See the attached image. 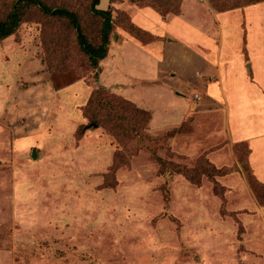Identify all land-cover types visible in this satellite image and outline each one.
I'll list each match as a JSON object with an SVG mask.
<instances>
[{
	"label": "rangeland",
	"instance_id": "rangeland-1",
	"mask_svg": "<svg viewBox=\"0 0 264 264\" xmlns=\"http://www.w3.org/2000/svg\"><path fill=\"white\" fill-rule=\"evenodd\" d=\"M14 1L0 0L1 16ZM45 1L76 11L98 40L91 0ZM159 1L165 16L150 4L110 0L113 16L123 14L96 68L67 21L41 20L38 11L0 42V264H264V197L250 178H258L255 147L264 136L255 119L264 109V1L226 11L212 0ZM139 13L163 36L161 54L174 46L190 66L185 52L178 56L179 40L195 51V70L198 59L219 67L218 93L209 95L213 81L163 76L181 69L168 59L162 78L149 79L143 59L126 66L131 78L123 70L120 77L118 33L140 50L157 41L123 28L146 26ZM100 88L129 93L128 113L145 111L149 124L137 132H117L110 120L89 124L84 109ZM205 161L231 172L208 178Z\"/></svg>",
	"mask_w": 264,
	"mask_h": 264
},
{
	"label": "trees",
	"instance_id": "trees-1",
	"mask_svg": "<svg viewBox=\"0 0 264 264\" xmlns=\"http://www.w3.org/2000/svg\"><path fill=\"white\" fill-rule=\"evenodd\" d=\"M100 1L101 0H91V4H90V12L92 13V16L96 18L95 21L98 23V27H99L98 40L88 35L87 28L84 26L80 16L76 11H72L67 7L61 5L58 6L50 5L45 0H15L12 4L11 10L7 14H4V16L0 15V42L12 36L16 32V29L21 25V23L24 22V20H26L28 14L33 12L35 13V11H38V14L41 17H43L41 20L57 19L61 21H67L70 24L72 30L76 34V42L79 50L82 53H84L86 56H88L90 64L96 68L98 67L99 63L102 62L105 59V57L108 55L110 41H111V34L115 28L117 18L123 14L122 11L118 10L117 12L115 11L116 14H114L113 16L112 11L109 9L105 11L99 10L98 6L100 4ZM128 1H130L131 3H145L146 6L150 4L154 6L155 9H157V11L162 16H165L167 12L165 10L169 9V7H161L157 5V3L160 2L159 0H157V3H154V0H128ZM235 1L237 3H234ZM244 1L243 0H212V3L214 4V7L216 9H219L220 11L225 9L226 11L243 5V3H245ZM260 1H264V0H258L255 3H258ZM122 26L129 34L131 35L134 34L138 37H141V39L145 37L150 40L155 39V37L151 36L149 33L133 25L131 21L128 22L125 26L122 24ZM58 50L60 51L61 47H59ZM57 89H59V86H57ZM132 105H133L132 102L125 99L122 95L115 92L109 93L104 88H100L92 92L91 97L89 98V101L84 109V117L88 119L89 124L93 125L94 127L107 126L109 122H111L112 128L117 130V132L120 131L121 129L126 130L128 127L131 128V126H133L135 129L134 131H136V129L138 127H142L143 124L147 126L149 124L150 118L144 117L146 114L145 111L139 112L137 111V109L136 110L134 109L137 115L136 114L133 116L130 115L129 107H133ZM105 120H110V121L107 122ZM84 129H86L85 126L79 127L76 133L78 135V138H82L84 134L83 132ZM205 162L208 168L203 169L201 171H203L204 174L203 173L202 174L205 176L207 175L208 178L210 176L211 177L214 176L212 173L214 174L220 173L219 175L224 176L229 174V172H231V169L228 168L218 169L215 166L211 165L208 161ZM174 171L176 172V170ZM185 174H188L191 179H194L191 173H189L188 171L185 172ZM201 175H199L198 178L197 175H195V181L198 182L201 181L200 180ZM250 175L251 173L249 174V176ZM250 178L254 180V183H256V185H254V183L253 185L258 190L257 195L259 199H261L262 196L264 197V184L258 181L256 177H253L252 175L250 176ZM216 184L217 183L215 182L214 188L216 186L219 187V185Z\"/></svg>",
	"mask_w": 264,
	"mask_h": 264
},
{
	"label": "crops",
	"instance_id": "crops-1",
	"mask_svg": "<svg viewBox=\"0 0 264 264\" xmlns=\"http://www.w3.org/2000/svg\"><path fill=\"white\" fill-rule=\"evenodd\" d=\"M109 2H110V0H101L100 4L98 6L99 10H103V11L107 10L108 7L110 6ZM138 16L140 17V20L142 19L143 23L145 21L147 22L146 26L138 24L139 26H141L139 28H141L145 32L149 33L151 36H154L157 39V41L154 42V43H150V44L142 43L141 47L144 48V47H150L151 46V48L148 49L149 51L146 50V49L140 50L137 47V45L133 44V41H131V40L129 41L128 39H124L125 37L123 38V36L120 33H118V36L120 37V43L122 44V47H121L122 49L121 50H123L122 56L120 57L122 59V62L114 61V64H116L115 70L117 69V72H118V74L120 75L121 78H123L122 74H125L126 76H128L127 73H126V66L128 67L130 65V63L134 64L136 59H143V62H146V61L149 62L148 69H147V71H148V73L150 75V77H148L149 79L150 78L159 79V78H162L163 76H165V75H167L169 73L172 74L171 77H170L171 79H174V78H177V77L183 75L184 77H186V81H190L193 84H195V80L198 81V82H201V81L205 82V79H206L207 81H213V83L209 84V88H208L209 89L208 90L209 91V95L210 94L212 95L213 93H218V92H216L217 91L216 89L217 88L219 89V87H218L219 84H217L218 83L217 81L220 79V77H218L217 74H216L219 71V67L216 64H213L211 62H207L206 59L205 60H201V59L199 60L198 59L197 60V64L201 67L202 71L195 70V61H194V59L196 57L195 51L189 49L187 47L188 46L187 44H185L183 42H180L177 39L176 40L178 41V43H180V46L183 47L182 49L179 50L178 56H179V54H181L184 57V53L183 52H185L186 53L185 58L188 57V59L191 60V65L187 66L186 64L184 65L183 63L180 64L177 61V59H176L177 58L176 57L177 54H175V52H173V49H172L174 46L170 47V49H168L165 52L163 50V52H162L163 55H162L161 54V49H162L161 45H163V43L159 39L162 38L163 36L162 35L160 36L157 32L154 31V28L157 27V26L152 24V23H150L149 19H147L148 15L146 13H144V14H140L139 13ZM133 17H134V15H133ZM170 17L172 19H170ZM176 18L177 17H174V16H167V17H165L163 19H165V21H171L172 23L173 22L175 23L176 22L175 21ZM178 18H180V17H178ZM151 19L155 20V17L152 16ZM165 41H166V39H165ZM184 41L187 42L188 40H184ZM171 44H174L173 43V39L170 40V43L167 46H170ZM164 46L165 45H163V48H164ZM157 51H158L160 59L158 58V55H157V57L153 58V53H156ZM110 53L111 52H109V54ZM127 55L129 56L130 59H128ZM167 59L169 61H171V62L176 61L177 65H179L181 67V69L179 68V69H176V71H174V70L168 71L167 73L164 72V75L161 76V74H160L161 73L160 66L164 63V61L167 62ZM102 62H104V61H102ZM136 64H140V63L136 62ZM155 65L156 66L158 65L157 66V70H156V72L154 74L151 75V67H152V70H154L155 67H156ZM184 69L188 70V72L190 74H186V73L183 74ZM121 70H123V73H122ZM253 70H254V68H253ZM253 70H252L253 75H256L255 74V70L254 71ZM195 71H196V73H195ZM120 73H122V74H120ZM128 77H130V76H128ZM262 81H263V79L255 81V82L259 85L260 83H262ZM170 84L171 83H168L166 85L171 86ZM247 84L248 83L246 82L245 83V87H246ZM222 87H223V84H222ZM219 92H220L219 96L221 97L220 100H223V97L225 96V93H224L223 89L221 88ZM115 93H118V94L122 95L125 99L132 100V96L130 97L129 93H128V95L123 94V93H119L117 91ZM178 94H180V93H178ZM251 96H252V94H251ZM246 100H248V98ZM142 108H144V107H142ZM258 108L260 109V111L256 112L257 116L255 117V119H256V121L258 123L257 124L258 127H256L257 128V130H256L257 132L256 133L264 132V109H261V107H258ZM244 109L245 108L243 107V110ZM256 121H255V123H256ZM247 125H249V122H246V126ZM242 133L248 134V133H253V132L250 131V129H249V130H243ZM255 149L257 151V153H256L257 154L256 167H257V176H258L257 179H258V181H260V182H262L264 184V136L263 135H262V138L256 140Z\"/></svg>",
	"mask_w": 264,
	"mask_h": 264
},
{
	"label": "built area",
	"instance_id": "built-area-1",
	"mask_svg": "<svg viewBox=\"0 0 264 264\" xmlns=\"http://www.w3.org/2000/svg\"><path fill=\"white\" fill-rule=\"evenodd\" d=\"M201 98L199 97V95H197L196 97H195V100H200Z\"/></svg>",
	"mask_w": 264,
	"mask_h": 264
},
{
	"label": "water",
	"instance_id": "water-1",
	"mask_svg": "<svg viewBox=\"0 0 264 264\" xmlns=\"http://www.w3.org/2000/svg\"><path fill=\"white\" fill-rule=\"evenodd\" d=\"M35 152V151H34ZM33 156L35 157V153L33 154Z\"/></svg>",
	"mask_w": 264,
	"mask_h": 264
}]
</instances>
